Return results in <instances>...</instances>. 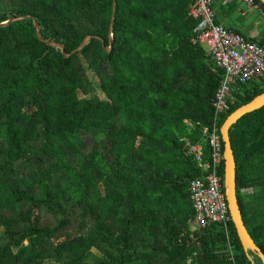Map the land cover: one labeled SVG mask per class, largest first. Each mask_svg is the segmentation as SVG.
Instances as JSON below:
<instances>
[{
	"label": "trees",
	"instance_id": "trees-1",
	"mask_svg": "<svg viewBox=\"0 0 264 264\" xmlns=\"http://www.w3.org/2000/svg\"><path fill=\"white\" fill-rule=\"evenodd\" d=\"M192 2L116 0L110 45L113 0H0V23L31 15L67 54L103 40L65 57L32 19L0 27V264H232L188 193L203 172L185 140L207 153L222 78L191 42ZM263 92L264 77L239 84L219 128ZM229 135L242 219L264 253V106ZM229 224L236 263L252 264Z\"/></svg>",
	"mask_w": 264,
	"mask_h": 264
},
{
	"label": "built area",
	"instance_id": "built-area-1",
	"mask_svg": "<svg viewBox=\"0 0 264 264\" xmlns=\"http://www.w3.org/2000/svg\"><path fill=\"white\" fill-rule=\"evenodd\" d=\"M239 1L258 10L264 18V7L257 0ZM188 15L196 22L192 31V44L205 48L215 67L222 71V78L212 99L214 121L211 127H203L207 153L202 143L185 140L186 155L192 157L203 172L201 177L189 182V199L195 212V225L200 228L218 226L228 241L229 259L232 264H237L230 244L231 216L224 178L220 174L223 152L217 120L235 103L233 91L239 84L264 77V45L250 41L217 23L213 0H193L189 5ZM182 264H193V256Z\"/></svg>",
	"mask_w": 264,
	"mask_h": 264
},
{
	"label": "water",
	"instance_id": "water-1",
	"mask_svg": "<svg viewBox=\"0 0 264 264\" xmlns=\"http://www.w3.org/2000/svg\"><path fill=\"white\" fill-rule=\"evenodd\" d=\"M259 1L264 4V0H259ZM24 19H32L34 21L37 38L41 42L46 43L47 45L59 47L62 50V53L64 54L65 57H70L71 55L79 53L86 45L90 43L92 38H97L103 42L102 38L100 37L87 36L85 37V39L82 41V43L77 49H75L71 54H67L62 44H59L54 41H48V40L42 39L39 24L37 20L31 15H22V16L10 18L5 22L0 23V27H6L11 23L24 20ZM115 19H116V0H113L112 16H111V21L109 25L110 45L113 42V27L115 24ZM105 49L107 52H109L111 50V46L106 47ZM262 106H264V92L257 95L250 102L242 105L241 107L236 109L233 113H231L227 117V119L224 121V123L222 124L220 128V135L224 143V152H223V160H224V166H225L224 188H225L226 200L229 206V213L231 216V220L234 224L237 236L241 242V245L244 251L247 253L248 258L251 260L252 264H255V261H254L253 256L249 254L250 252L252 254H255L261 260L262 264H264V253L256 245V243L250 236L247 228L245 227L243 219H242V214H241V210H240V206H239L238 198H237V192H236V163H235L233 149H232V145L230 141L229 131H230V128L234 124H236L237 121L241 119L244 115L251 113L256 109H259Z\"/></svg>",
	"mask_w": 264,
	"mask_h": 264
},
{
	"label": "crops",
	"instance_id": "crops-1",
	"mask_svg": "<svg viewBox=\"0 0 264 264\" xmlns=\"http://www.w3.org/2000/svg\"><path fill=\"white\" fill-rule=\"evenodd\" d=\"M213 8L217 23L264 45V18L258 10L239 0H213Z\"/></svg>",
	"mask_w": 264,
	"mask_h": 264
},
{
	"label": "rangeland",
	"instance_id": "rangeland-1",
	"mask_svg": "<svg viewBox=\"0 0 264 264\" xmlns=\"http://www.w3.org/2000/svg\"><path fill=\"white\" fill-rule=\"evenodd\" d=\"M89 75H90V78L92 80V82L94 83L93 85L95 86V95L97 97H99L100 99H104V94L103 92L99 89L98 85H97V79L93 76V74L91 72H89ZM80 97H83V94L82 93H79ZM3 231V228L0 227V234L1 232ZM25 244H27V241L25 242ZM46 264H61V263H58L54 260H49L46 262Z\"/></svg>",
	"mask_w": 264,
	"mask_h": 264
}]
</instances>
